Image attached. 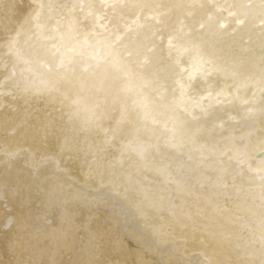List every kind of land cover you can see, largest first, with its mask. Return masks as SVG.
<instances>
[{"label":"bare ground","instance_id":"bare-ground-1","mask_svg":"<svg viewBox=\"0 0 264 264\" xmlns=\"http://www.w3.org/2000/svg\"><path fill=\"white\" fill-rule=\"evenodd\" d=\"M51 3L0 0V264H264V0Z\"/></svg>","mask_w":264,"mask_h":264},{"label":"snow or ice","instance_id":"snow-or-ice-1","mask_svg":"<svg viewBox=\"0 0 264 264\" xmlns=\"http://www.w3.org/2000/svg\"><path fill=\"white\" fill-rule=\"evenodd\" d=\"M38 7L42 9L44 7V5L41 4ZM48 8H49V10H51V8H52L51 0H49ZM53 39H55V38L53 37ZM174 39H175V37L170 38V40H169V48L170 49H177V50H179V47H183V45H180L178 47L177 44H174L173 43V40ZM15 43H16L15 37H12L11 39H9L8 46H9V50L10 51L14 48ZM52 49H55V51H52ZM48 51L51 52L52 56H56V54L58 52H60V47H58L57 44H53L52 45V48L51 49H48ZM16 55L19 57V52L18 51H17ZM174 64L176 65V67L173 69L172 74L181 77V79L180 80H177L176 83L181 88H183V87L186 86L183 83L184 80L191 81V80H193L195 78L194 72H187V75H185V72L187 70L184 69V68H182V67H180V60H179V58H177L174 61ZM63 67H64V61L61 58L59 60V62L56 63L54 66L49 67L48 68V71H50V72H52V71H58L60 68H63ZM193 68L196 71H199L200 70L199 69V61H197L196 64L193 65ZM260 80H261V83H264V71L261 72ZM259 228H260V237L259 238L261 240V251L264 252V216H262V218H261V223L259 225Z\"/></svg>","mask_w":264,"mask_h":264}]
</instances>
